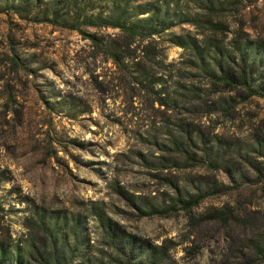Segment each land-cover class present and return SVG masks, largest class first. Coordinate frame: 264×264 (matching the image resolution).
<instances>
[{"label": "rangeland", "instance_id": "rangeland-1", "mask_svg": "<svg viewBox=\"0 0 264 264\" xmlns=\"http://www.w3.org/2000/svg\"><path fill=\"white\" fill-rule=\"evenodd\" d=\"M252 60L264 0H0V251L264 264V98L218 79Z\"/></svg>", "mask_w": 264, "mask_h": 264}, {"label": "trees", "instance_id": "trees-1", "mask_svg": "<svg viewBox=\"0 0 264 264\" xmlns=\"http://www.w3.org/2000/svg\"><path fill=\"white\" fill-rule=\"evenodd\" d=\"M154 22V19H147L135 24H129L127 27V24L121 23L120 20H117L116 25L124 30L141 34L144 31L153 32L152 26L154 25ZM161 23H165V20H162ZM253 61L254 60H252L250 64H248L247 61H244V65L240 67L235 75H231L230 72H225L224 75L218 77V79L229 87L241 86L245 88L249 97L260 96L264 98L263 83L258 86L257 89H254L256 82L253 77ZM219 64L222 66L221 62H219ZM198 199L194 202H186L178 199V202L185 207L189 206L190 208L194 205H198L203 197H198ZM39 229L44 233L43 235L45 238L43 243H46V248L37 247V241L32 240L28 255L25 259L20 256L9 254L8 251H3L1 249L0 264H34L32 261L33 257H38L41 260L39 262L40 264H62L66 260L68 243L65 237H60L62 232L59 226L53 222L41 223ZM123 251L124 250H121V252ZM128 253L133 254L132 250H129ZM139 264L145 263L139 262ZM148 264H150V261H148Z\"/></svg>", "mask_w": 264, "mask_h": 264}]
</instances>
